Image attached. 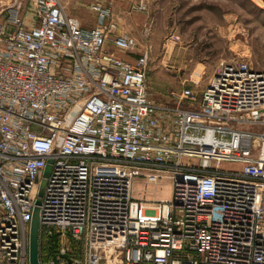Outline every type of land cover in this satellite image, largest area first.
Wrapping results in <instances>:
<instances>
[{
  "label": "built area",
  "instance_id": "1",
  "mask_svg": "<svg viewBox=\"0 0 264 264\" xmlns=\"http://www.w3.org/2000/svg\"><path fill=\"white\" fill-rule=\"evenodd\" d=\"M91 10L86 29L62 0L0 2V264H28L35 207L39 241L80 245L73 264H264V68L222 61L198 101L157 104L147 52L116 56L137 40ZM161 179L167 200L135 196Z\"/></svg>",
  "mask_w": 264,
  "mask_h": 264
},
{
  "label": "rangeland",
  "instance_id": "2",
  "mask_svg": "<svg viewBox=\"0 0 264 264\" xmlns=\"http://www.w3.org/2000/svg\"><path fill=\"white\" fill-rule=\"evenodd\" d=\"M67 12L85 28L97 25L91 7L104 3L110 10L115 35H131L138 46L125 53L131 62L141 52L148 54L146 91L157 104L177 106L181 92L190 87L198 101L208 81L222 62L246 59L255 70L264 68V6L259 0H62ZM140 3L145 11L137 9ZM25 18L33 19L27 3ZM81 21V22H82ZM120 52V51H119ZM124 55V54H123ZM180 106H187L180 102ZM239 166L222 164L223 170ZM170 181L161 179L144 189L145 200L168 199ZM65 250L63 264H73L83 257L80 245L55 238L53 245L39 241V263L53 262ZM69 260V262H68ZM117 260V258H116ZM92 264H104L100 259Z\"/></svg>",
  "mask_w": 264,
  "mask_h": 264
},
{
  "label": "water",
  "instance_id": "3",
  "mask_svg": "<svg viewBox=\"0 0 264 264\" xmlns=\"http://www.w3.org/2000/svg\"><path fill=\"white\" fill-rule=\"evenodd\" d=\"M50 165H51V161L49 160L43 172L44 178H46L50 173V169H51ZM43 187H44V181H42L40 185V190L38 194L39 198L42 196ZM39 204H40V200L38 199L36 201V206H38ZM38 232H39V209L38 207H35L32 212L31 221L29 224V232H28V264H39ZM59 258L64 259L66 258V256L59 255L58 258L55 257L53 259V264H58Z\"/></svg>",
  "mask_w": 264,
  "mask_h": 264
},
{
  "label": "crops",
  "instance_id": "4",
  "mask_svg": "<svg viewBox=\"0 0 264 264\" xmlns=\"http://www.w3.org/2000/svg\"><path fill=\"white\" fill-rule=\"evenodd\" d=\"M7 0H0V2H6ZM102 5H104V3L102 2L101 3ZM106 8V7H105ZM25 16V15H24ZM71 16V15H70ZM25 21H26V23H29L28 21H27V19L25 18ZM82 20H80V24H81V26L82 27H84V26H86V24H85V22L83 23V21L81 22ZM85 28V27H84ZM86 29H89V28H86ZM131 36V35H130ZM110 50H112L113 51V53L116 55V56H118L119 58H122V59H124V60H126V61H128V62H131V60H128V58L126 57V54L125 53H123L122 54V51H120L119 52V50H116V49H114V48H111L110 47ZM132 63V62H131Z\"/></svg>",
  "mask_w": 264,
  "mask_h": 264
},
{
  "label": "trees",
  "instance_id": "5",
  "mask_svg": "<svg viewBox=\"0 0 264 264\" xmlns=\"http://www.w3.org/2000/svg\"><path fill=\"white\" fill-rule=\"evenodd\" d=\"M54 241H55V238H53V239L47 241V243H48L49 245H50V244L53 245Z\"/></svg>",
  "mask_w": 264,
  "mask_h": 264
},
{
  "label": "bare ground",
  "instance_id": "6",
  "mask_svg": "<svg viewBox=\"0 0 264 264\" xmlns=\"http://www.w3.org/2000/svg\"><path fill=\"white\" fill-rule=\"evenodd\" d=\"M160 200H167V199H164V198H161ZM117 262L119 261V258H117V260H116Z\"/></svg>",
  "mask_w": 264,
  "mask_h": 264
}]
</instances>
